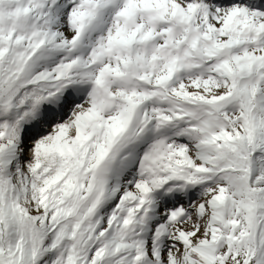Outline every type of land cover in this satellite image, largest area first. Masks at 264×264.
Masks as SVG:
<instances>
[{"label":"snow or ice","instance_id":"6c2138e0","mask_svg":"<svg viewBox=\"0 0 264 264\" xmlns=\"http://www.w3.org/2000/svg\"><path fill=\"white\" fill-rule=\"evenodd\" d=\"M0 264H264V0H0Z\"/></svg>","mask_w":264,"mask_h":264}]
</instances>
